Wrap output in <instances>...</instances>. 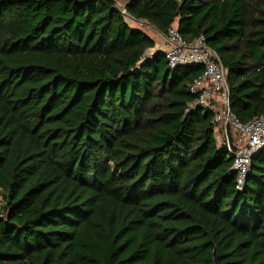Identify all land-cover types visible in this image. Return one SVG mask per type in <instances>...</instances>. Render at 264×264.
<instances>
[{
	"label": "trees",
	"instance_id": "1",
	"mask_svg": "<svg viewBox=\"0 0 264 264\" xmlns=\"http://www.w3.org/2000/svg\"><path fill=\"white\" fill-rule=\"evenodd\" d=\"M119 0H0V264H264V147L243 190L213 114ZM204 35L264 115V0H124ZM150 51L151 54L147 55Z\"/></svg>",
	"mask_w": 264,
	"mask_h": 264
},
{
	"label": "built area",
	"instance_id": "2",
	"mask_svg": "<svg viewBox=\"0 0 264 264\" xmlns=\"http://www.w3.org/2000/svg\"><path fill=\"white\" fill-rule=\"evenodd\" d=\"M120 10L125 18L130 16L125 6ZM162 45L170 68L186 65L203 67V72L191 84L190 90L196 99L189 104L187 111L200 106L212 112L218 144L227 147L228 157L233 159L230 172L236 176L237 188L243 190L252 158L264 147V115L243 122L232 111L228 69L219 54L207 45L204 35L188 41L176 26H172L163 36Z\"/></svg>",
	"mask_w": 264,
	"mask_h": 264
},
{
	"label": "rangeland",
	"instance_id": "3",
	"mask_svg": "<svg viewBox=\"0 0 264 264\" xmlns=\"http://www.w3.org/2000/svg\"><path fill=\"white\" fill-rule=\"evenodd\" d=\"M118 7H122L125 5V1L124 0H119L118 1ZM126 21L128 22V24L134 28H140L143 29L144 31H146L151 37H153L156 41V46L152 49L151 52L157 50V49H161L163 48L162 45V41H163V35L160 34L155 28H153L150 24H148L146 21H135L133 18L126 17L125 18ZM150 51L147 52V55L151 54Z\"/></svg>",
	"mask_w": 264,
	"mask_h": 264
},
{
	"label": "crops",
	"instance_id": "4",
	"mask_svg": "<svg viewBox=\"0 0 264 264\" xmlns=\"http://www.w3.org/2000/svg\"><path fill=\"white\" fill-rule=\"evenodd\" d=\"M137 28V27H136Z\"/></svg>",
	"mask_w": 264,
	"mask_h": 264
}]
</instances>
